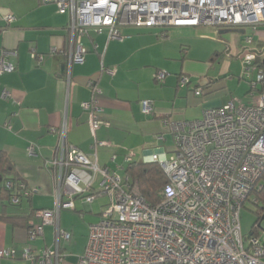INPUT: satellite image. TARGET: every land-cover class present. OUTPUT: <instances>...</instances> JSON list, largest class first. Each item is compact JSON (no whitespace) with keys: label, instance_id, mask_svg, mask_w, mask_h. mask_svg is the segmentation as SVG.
<instances>
[{"label":"built area","instance_id":"2783aa9c","mask_svg":"<svg viewBox=\"0 0 264 264\" xmlns=\"http://www.w3.org/2000/svg\"><path fill=\"white\" fill-rule=\"evenodd\" d=\"M42 1L54 2L60 11L70 14L69 66L84 60L80 36L90 27L107 29L112 39L124 38L121 29L125 26H249L252 31L264 27V0ZM5 20L13 21L14 17L7 15ZM244 40L243 74L249 79L255 74L250 79L253 89L264 85V70L256 62L258 51L250 45L252 35H244ZM12 53L0 52V74L14 69L6 59ZM33 56L41 59V55ZM164 76L163 71H158L155 79L161 81ZM186 82L188 78L183 77L181 83ZM92 89L98 91L95 86ZM9 96L3 89L2 97ZM82 107L89 112L95 150L88 155L69 143L62 128L58 157L50 161L55 169L58 204L53 209L37 210L42 223L28 231V239L33 240L42 233L44 224L56 223L55 243L38 256L26 245L23 258L38 264H59L62 260L58 240L68 239L69 233L57 226L56 218L61 208H73L71 199L61 201V195L67 193L70 197L80 195L86 202L98 195L109 196L100 219L89 225L80 264H264V239L248 235L246 245L240 228L245 201L262 188L264 92L258 93L253 104L229 100L220 107L206 108L198 119H163V125L173 135L172 153L167 155L163 147L144 151L141 161L159 164L168 178L163 199L154 205L142 196L136 180L98 164V149L111 146L110 140L99 138L98 132L109 123L94 98L83 102ZM141 109L145 114L152 113V101L142 100ZM121 148L127 161H132L133 151ZM33 150V146L28 148L30 153ZM4 184L8 189L14 187L10 179ZM18 185L23 196L32 193L22 182ZM11 200L19 203L21 197L14 193ZM0 257L13 258L15 253L4 248Z\"/></svg>","mask_w":264,"mask_h":264},{"label":"crops","instance_id":"0c3cea01","mask_svg":"<svg viewBox=\"0 0 264 264\" xmlns=\"http://www.w3.org/2000/svg\"><path fill=\"white\" fill-rule=\"evenodd\" d=\"M7 15L14 20L7 22ZM69 20V12L60 11L54 2L0 0V52H14L6 57L14 69L0 74V149L8 155L20 182L32 191L16 208L23 215L31 210L53 209L58 204L55 169L50 161L58 157L57 143L63 127L69 143L88 155L95 150L89 112L82 107L83 102L94 98L103 119L109 123V127L98 132L99 138L111 143L98 149V164L123 176L129 175L126 168L130 162L142 161L144 151L163 147L167 155L172 153L174 142L166 145V134L171 132L163 125V119H198L206 108L220 107L229 100L253 104L258 93L264 92V85L251 88L253 74L246 79L248 88L232 98L225 78L234 73H209L217 60L226 57H240L243 73L246 27H221L220 35L230 31L244 34L221 42L214 29L203 26H125L121 29L125 35L122 39L108 38L105 28L99 31L90 27L80 36L84 60L69 66ZM225 29L228 30L224 32ZM257 30L261 33L258 37L252 35L250 45L258 51L256 62L258 66L262 63L259 67L264 70V27ZM209 41L224 47L221 49L216 43L207 58L192 56L210 47ZM34 53L41 55V59L34 57ZM162 59L179 60L180 67L172 72L163 71L164 78L157 81L155 74L164 67ZM191 75H205L206 81L195 82L191 87ZM183 77L188 78L185 84L181 83ZM93 86L98 91L94 92ZM179 86L188 87L183 91ZM3 89L10 93L9 97H2ZM196 89L201 90L200 94L194 92ZM179 92L186 96L177 99ZM144 99L153 103L150 114L142 112ZM31 146L32 153L28 151ZM121 147L133 151L132 161L122 155ZM118 156L122 158L119 163L115 162ZM94 186L97 187V181ZM101 196L107 195L86 202L80 195H61V201L71 199L73 208H61L56 218L57 226L69 233L68 239L58 240L63 253L59 264H80L89 225L100 219L103 205L109 202V196L106 203L97 202ZM35 212L30 218L31 228L42 223ZM55 227L56 223L44 224L42 233L30 240L26 228L0 220V250L10 248L15 253L13 258L0 257V264H38L22 257L23 248L29 245L38 256L45 247L54 246Z\"/></svg>","mask_w":264,"mask_h":264},{"label":"trees","instance_id":"16d2710c","mask_svg":"<svg viewBox=\"0 0 264 264\" xmlns=\"http://www.w3.org/2000/svg\"><path fill=\"white\" fill-rule=\"evenodd\" d=\"M259 64V66H261L262 63ZM126 171L133 179L136 180L142 196L149 204L154 205L163 199L164 188L168 182V178L162 171L159 164L155 162L132 161L128 164ZM10 174L11 176H9ZM0 178L2 179V183L0 185V220L10 222L13 227L26 228L28 232L32 226L30 218L32 214H34L35 210H31L28 215L16 212V208L21 207L22 200L24 198H28L30 195L23 196V189H20L18 185L21 179L17 177L16 173L13 171V164L8 155L1 149ZM7 179L13 181V189H8L5 186L4 183ZM261 182L262 188L254 192L256 197V202L254 203L257 205L259 217H261V214H264V172L261 175ZM14 193H17L21 197L19 203L12 202L11 196ZM259 220L252 226L249 235H259Z\"/></svg>","mask_w":264,"mask_h":264},{"label":"rangeland","instance_id":"374dc122","mask_svg":"<svg viewBox=\"0 0 264 264\" xmlns=\"http://www.w3.org/2000/svg\"><path fill=\"white\" fill-rule=\"evenodd\" d=\"M211 27L212 29H214L216 31L217 35V39L218 42H221L223 40H227L230 41L232 38H237V36L241 35V37H243L244 34H240L237 32H227L226 34L224 33L223 35L219 34V29H221V27L218 26H210V25H196L194 27ZM246 34H251L254 37L258 35H260L261 31L256 30V31H252V29L249 26H246ZM163 34V33H162ZM161 37V36H160ZM222 38V39H221ZM210 42V47H205L202 48L198 51L195 52L194 56H197V58H207L211 52L210 48L212 46H214L216 43L219 44L218 42ZM219 48H223L224 45L223 44H219ZM195 48V47H194ZM219 49V50H221ZM187 60V59H185ZM162 64L164 67H160L161 71H166V72H172V70H179L180 67V61L176 60V59H162ZM228 64H230V66H227ZM234 73V75L232 76L231 74L226 76V88L231 89V97H237V95H241V93H243L245 90V88H248V77L246 78V76L243 75L242 73V69H241V59L240 57L238 59H234V60H230L229 58L226 57L221 59V60H217L214 64V66L209 70L210 74H216L219 75V73ZM239 76H242V78L240 79ZM191 78L193 80V82L191 83V87H193L195 82H198L200 84H202L203 82H205V75L204 77H192ZM247 79V80H246ZM188 86H179V89L182 88L183 91L186 90ZM184 88V89H183ZM184 97L186 96V93H181L179 92L177 95V99H179L180 97ZM251 96V95H250ZM166 138H167V143L166 145H170L171 143L174 142L173 140V136L170 133L166 134ZM137 157V155L135 156V158ZM122 160V158L120 156L117 157L115 162H120ZM114 164V162H113ZM125 167L127 166V162H124ZM119 172L122 174L124 173V169H119ZM97 202H101V203H106L108 201V197L107 196H101V197H97ZM87 215V214H86ZM89 215V214H88ZM263 215V214H261ZM260 218V220H259ZM259 220V227H258V232H259V236L261 238V240L263 241L264 239V218L261 219V217H259L258 214V208L257 205L254 203V193H251L249 195V199H247L241 209V213H240V228H241V232L243 234V236L245 237V244L247 245L249 242V238L247 237L252 229V226ZM262 260L264 261V256L262 257Z\"/></svg>","mask_w":264,"mask_h":264},{"label":"water","instance_id":"95a60500","mask_svg":"<svg viewBox=\"0 0 264 264\" xmlns=\"http://www.w3.org/2000/svg\"><path fill=\"white\" fill-rule=\"evenodd\" d=\"M226 30H228V29H225L224 32H226ZM243 31H244V30L241 29V32H243ZM262 218H264V214L261 215V219H262Z\"/></svg>","mask_w":264,"mask_h":264}]
</instances>
